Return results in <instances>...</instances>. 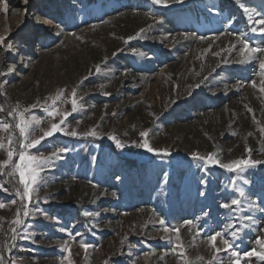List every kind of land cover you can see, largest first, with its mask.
I'll return each mask as SVG.
<instances>
[{"label":"rangeland","instance_id":"1","mask_svg":"<svg viewBox=\"0 0 264 264\" xmlns=\"http://www.w3.org/2000/svg\"><path fill=\"white\" fill-rule=\"evenodd\" d=\"M221 1L183 0L164 7L152 0L139 5L138 0H0V35L6 37L0 45V72L5 73L0 75V106L5 109L0 121L14 123L7 112L17 103L21 108L36 103L25 115L41 118L47 128L46 98L76 87L82 107L68 117L69 130L96 127L101 134H56L37 146L45 155L59 147L69 151L42 173V199L29 206L28 217L21 216L22 225L11 223L19 198L8 177L0 176L8 188L0 191L5 204L0 209V253L6 264H67L65 245L74 264H183L180 249L173 251V228H179L189 259L207 260L213 251L207 237L226 224L239 230L236 239L226 236L241 253L240 264H264L244 256L259 250L256 241L264 237V164L238 178L192 158V153H215L229 162L248 158L246 149L251 148V159L264 160V94L258 91L264 76L259 59L237 62L243 59L239 35L253 47H264V35L251 31L258 27L256 20L264 19V0H229L235 8L232 18ZM10 67L14 71L9 73ZM63 107L70 110V102ZM141 131H149V143L171 155L135 147L143 142ZM7 135L0 131V138ZM113 135L124 142L123 149L109 138ZM4 159L0 151V161ZM125 160L137 166L129 167ZM233 180L245 197L233 188ZM233 198L241 199L240 207H221ZM186 220L196 223L199 232L189 230ZM11 227L17 228L14 241ZM81 243L93 247L85 254ZM217 246L222 247L219 238ZM230 256L231 250L219 253L225 264Z\"/></svg>","mask_w":264,"mask_h":264},{"label":"snow or ice","instance_id":"2","mask_svg":"<svg viewBox=\"0 0 264 264\" xmlns=\"http://www.w3.org/2000/svg\"><path fill=\"white\" fill-rule=\"evenodd\" d=\"M155 4H160L164 7H167L169 3H182L183 0H152ZM237 3H241L242 0H236ZM23 3L27 4L28 0H23ZM244 12L249 13V19H252L250 9L244 7ZM3 11L5 13L8 12V4L4 3ZM45 23H51V21H44ZM255 24L258 27H252V32H259L264 35V19H259L255 21ZM59 28V25H56ZM144 32V29H141L140 32L136 34V36H141V33ZM73 35H75L73 33ZM136 37H128V40L135 39ZM143 38V37H141ZM6 37L0 35V45L4 44ZM201 40L206 39L205 37H200ZM238 43L242 46L239 49L240 56L243 59L237 61L238 63H245L252 59H259V66L262 70L261 75L264 76V47L256 46L253 47L249 43L248 39H246L243 35H239L237 37ZM127 42V41H126ZM232 47H235L233 45ZM7 50L9 52L12 51V45L7 46ZM231 49H229L230 51ZM142 55L143 53H138ZM214 55H220L219 52L214 53ZM226 62V61H225ZM14 71V67L8 68V72ZM95 71L99 73L101 71L100 67L97 66ZM5 73L0 72V75ZM91 75V73H89ZM87 79V77H85ZM82 83V81H81ZM251 86L255 89L257 88V82L255 80L251 81ZM199 87V84L196 85ZM237 88L240 85H236ZM3 88V84H0V89ZM258 91L261 94H264V79L260 81V85ZM68 92L67 89L61 88L56 91V93L45 100L44 111L47 113L48 120L46 123L49 125L47 128L42 125L45 123L39 117L35 115H28L26 113H30L31 109L37 107V104L34 103L30 107L21 108L20 104L17 103L10 110H8L7 115L12 117L14 123H9L6 121H0V131L7 133L8 135L5 138H0V151H3L6 154V159L0 161V176H7L12 179H9L7 183H13L15 180L14 188L15 195L19 198V208L15 214V219L11 221L13 225H22L24 220L21 218L28 217L30 215L29 206L33 203V201H39L42 199L39 195V185L42 179V173L45 170L52 166V163L55 159L62 158V154H65L69 151L68 147H59L54 149L50 154L45 155L43 152L38 150L39 145L42 144L44 140L47 138L53 137L56 134H62L65 136L77 137H99L101 134L97 131L96 127H93L89 130H86L82 133L76 131L75 129L69 130V125L66 124V121L69 116L73 113H76L82 105H80L79 101L83 99V96H79L77 88L74 87L68 92L66 96L65 93ZM107 94V93H106ZM50 101V103H49ZM70 102L71 108L70 110H66L63 106ZM247 111L252 113L253 120L255 123L259 124L260 122L255 119V112L252 108L247 107ZM5 111V109L0 106V112ZM112 115H116V113H112ZM58 122H53L57 121ZM18 130V132H17ZM261 132H264V127L260 128ZM251 135V133H249ZM140 136L143 139V142H135V147L143 148L148 152L155 153L156 155L169 156L171 153L168 149H159L153 147L149 140L147 139L149 136V131H141ZM115 143L117 148L123 149L125 147L124 142L117 139L114 135L109 137ZM37 149L35 153H32L30 150ZM246 151L249 153L248 158H240L235 159L229 162H221L220 159L217 158L215 153H209L207 155H200L199 153H192V158L194 160L206 162L209 165L218 166L227 170L230 173H236L238 178H240V174L245 172L249 168H255L257 165L264 164V160H253L251 159L252 149L248 148ZM15 158V159H14ZM244 183H248L247 180ZM233 188L239 193L240 197H245V191L243 188H239L236 185V181H232ZM0 191H8V188L4 186V182H0ZM204 193H201L203 195ZM115 195V193H113ZM12 204H17V200H12ZM242 204L241 199L233 198L228 203H223L221 207L225 209H231L233 206L240 207ZM254 207L252 202H249V208ZM5 208L4 203H0V209ZM37 212H41L42 215L47 216L46 212H42L40 209H36ZM85 216H93L96 215L91 212H84ZM206 215V214H205ZM246 220L252 221L253 218L251 216H246ZM159 224L165 225V220L160 219L158 221ZM184 225L188 227L189 230L199 229L197 224L192 220L184 221ZM235 228V225L226 224L221 231H215L214 234L209 235L207 237V242L212 248V255L209 259H205L203 256H197L195 260L189 259L186 255L183 244L180 242L179 236V228L171 229L172 232H175L176 235V245L173 251L177 248L180 249L178 255L181 258L183 264H213V262H217V264H225L224 261L220 260L219 253L228 252L231 250V256L228 258L226 264H240L241 253L235 250L233 242L229 240L226 236L227 233H230L233 239L238 238L239 230H232ZM164 231L169 232L168 227H164ZM11 240H15L18 233L16 227H11ZM24 238H27L25 236ZM217 238L220 239L222 247L217 246ZM170 239V237H169ZM256 243L259 245V250L253 249L252 251L244 253L245 257H258L261 261H264V237L259 238ZM65 250L68 251L67 264H74L71 259V250L67 245L64 246ZM93 247L87 243H81L80 248H82L87 254L88 249ZM10 250V249H9ZM0 264H4V256L0 253ZM107 264V261H105Z\"/></svg>","mask_w":264,"mask_h":264},{"label":"trees","instance_id":"3","mask_svg":"<svg viewBox=\"0 0 264 264\" xmlns=\"http://www.w3.org/2000/svg\"><path fill=\"white\" fill-rule=\"evenodd\" d=\"M107 1H111V0H107ZM139 3H141V0H138L137 4H135V5H139ZM221 3H222V7L224 8V10L227 9L228 7H230L231 11H229V13H230L229 17L232 18L233 16L236 15L235 14V8H233V6H232V2H229V0L228 1L222 0ZM125 164L128 165L129 167H133V168H135L137 166V163L134 160H125ZM8 179H12V178L8 177ZM14 184H15V180H13V183L9 184V187L11 188L12 191H15ZM6 261H7V259L4 260V264H6Z\"/></svg>","mask_w":264,"mask_h":264}]
</instances>
